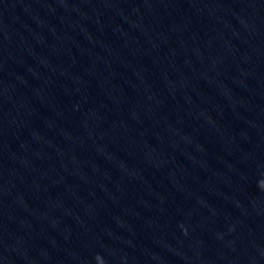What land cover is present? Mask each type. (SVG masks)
Returning a JSON list of instances; mask_svg holds the SVG:
<instances>
[{
  "label": "water",
  "instance_id": "water-1",
  "mask_svg": "<svg viewBox=\"0 0 264 264\" xmlns=\"http://www.w3.org/2000/svg\"><path fill=\"white\" fill-rule=\"evenodd\" d=\"M0 264H264V0H0Z\"/></svg>",
  "mask_w": 264,
  "mask_h": 264
}]
</instances>
